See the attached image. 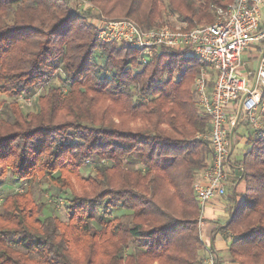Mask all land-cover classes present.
<instances>
[{
    "label": "trees",
    "instance_id": "trees-1",
    "mask_svg": "<svg viewBox=\"0 0 264 264\" xmlns=\"http://www.w3.org/2000/svg\"><path fill=\"white\" fill-rule=\"evenodd\" d=\"M89 1L150 29L211 24L233 0ZM156 49L142 62L140 51L100 41L70 0H0V94L42 86L33 111L4 103L0 112V181L9 174L26 184L0 193V264H199L192 182L211 147L189 139L210 125L189 86L204 68L210 91L213 72L184 52ZM246 142L236 163L244 197L223 230L234 263L264 264V135ZM130 157L139 168L125 165ZM90 161L84 178L79 168ZM44 180L70 195L65 221L42 218L46 205L31 189ZM102 204L96 228L90 209Z\"/></svg>",
    "mask_w": 264,
    "mask_h": 264
},
{
    "label": "built area",
    "instance_id": "built-area-1",
    "mask_svg": "<svg viewBox=\"0 0 264 264\" xmlns=\"http://www.w3.org/2000/svg\"><path fill=\"white\" fill-rule=\"evenodd\" d=\"M263 2L233 0L225 8H216L211 24L191 28L162 25L144 29L130 18L103 20L95 25L98 39L140 51L141 61H146L154 49L166 47L195 57L212 70L211 91H208L209 76L204 68L194 81L202 112L209 118L211 147L209 165L192 184L200 215L210 200L225 194V165L232 152L230 135L236 125L245 119L253 129L261 128L264 24L261 22L260 5ZM250 43H259L262 49L255 70L242 73V57ZM204 250L206 263L214 264L215 257L210 247L205 246Z\"/></svg>",
    "mask_w": 264,
    "mask_h": 264
},
{
    "label": "rangeland",
    "instance_id": "rangeland-1",
    "mask_svg": "<svg viewBox=\"0 0 264 264\" xmlns=\"http://www.w3.org/2000/svg\"><path fill=\"white\" fill-rule=\"evenodd\" d=\"M70 4L72 6V9L79 14L86 15V22L91 24L94 28L95 25L101 24V21L105 20H112V19H119L122 17H110V16H105L101 12H99L98 8L96 7L95 2H91L89 0H70ZM260 14H261V22L264 24V2L260 5ZM100 40V39H99ZM101 41V40H100ZM103 42V41H102ZM113 46H121L124 44L120 43H111ZM125 46V45H124ZM249 48L255 49V54L252 56L248 55L246 52L243 54L242 57V65H241V72L244 73L248 69H253L255 70L256 67V59L257 55H259L262 45L259 43H250ZM158 52V49H154L152 51V55L156 54ZM152 55L149 57L151 58ZM100 54L98 51L95 52V57H96V62L98 65L102 66V60L100 58ZM186 57H191L188 56L186 53L184 54ZM148 58V59H149ZM147 59V60H148ZM146 60V61H147ZM142 61V62H146ZM142 65L140 67H137V69H141ZM187 66L184 65L183 69H185ZM112 72L111 69H108L107 72H105L106 75H110ZM100 74H104L101 73ZM57 76H63L60 71H58ZM197 77V76H196ZM195 77V78H196ZM194 81L195 79L190 83L189 89L190 92L193 95V102L196 103V108L199 113H202V108L199 104V99L198 96L195 92L194 89ZM42 91V86H36L35 90L28 94V95H19L18 97L10 98L5 95L0 94V112L1 109L3 108V104H18L23 112L27 111H33L34 110V104H35V98L38 93ZM34 93V94H33ZM37 93V94H35ZM262 102H264V91H263V96H262ZM260 123H261V128L256 130L253 129L252 126L247 122V120H242L239 122V124L236 125L234 128V132L230 135L232 137V143L234 145V150L233 153L231 154L230 161H233L235 163H239L242 159L243 153L249 148V143L246 142V138L248 135H255L257 134L256 132H262L261 136L264 135V111L261 112V117H260ZM190 141H195V140H207L209 142V133L207 134H195L192 138L189 139ZM130 161L126 162V166L130 169H135L139 168L140 164L133 157H130ZM84 163L83 165L80 166L79 168V173L82 177L86 178L89 174H92L94 172V165L91 163ZM88 164V165H87ZM92 164V165H91ZM87 165V166H86ZM240 169L237 167H230L229 165H225V172L227 173V179H232L234 175H238L240 173ZM199 179L197 175L195 176L193 182ZM71 180V179H70ZM72 183L76 185L75 180H71ZM74 181V182H73ZM192 182V184H193ZM26 187V184L24 181L22 182H17L16 180L13 179L11 175H7L5 179L0 181V193L3 196L8 195L9 193L13 191H22ZM59 187L56 184H52L49 181H41L35 184L31 191L34 194V198L40 202V203H45L46 207L44 211L42 212V218H47V217H57L60 221H65L67 219V214H66V206L68 204V199L70 198V195L68 193L64 192H59ZM107 200V199H106ZM103 204L101 205L100 208L92 207L90 209V213L92 215V220L91 223L93 224L94 227L99 228V220L102 216V211H103ZM106 211L110 212L113 215L117 214L118 211L116 209H113L110 211V207H104ZM212 251V248H210ZM204 250V248H203ZM202 252L204 253L201 255V251H199V257L198 261L199 264H207V256H206V251L204 250ZM213 254V252H212ZM214 256V254H213ZM231 260V259H230ZM232 261V260H231ZM217 260L214 259V264L216 263Z\"/></svg>",
    "mask_w": 264,
    "mask_h": 264
},
{
    "label": "crops",
    "instance_id": "crops-1",
    "mask_svg": "<svg viewBox=\"0 0 264 264\" xmlns=\"http://www.w3.org/2000/svg\"><path fill=\"white\" fill-rule=\"evenodd\" d=\"M255 52V49L253 50L251 48H248V50L246 51V53L250 56L255 54ZM257 61L258 55L256 62ZM248 71L253 72L254 70L248 69L244 73ZM211 81L213 82V78L211 79ZM211 89L212 86L210 88V91ZM230 142L232 154L234 150L232 137ZM230 157L228 159L227 165H229L230 167L234 166L240 169L235 162L230 161ZM210 161L211 157L208 159L207 165H209ZM202 174L203 170L197 174V177L200 178ZM240 178L241 171L238 175H234V177L230 180L227 179L226 173L225 194L220 198L210 200L202 211L200 219H198L199 236L202 243V247L200 249L201 255L204 254L202 250L205 246L212 248V252L214 254L215 259L217 260V264H236L230 260L228 254V245L232 240V234L223 230V227L226 221L230 218L234 206L240 204L243 200L245 184Z\"/></svg>",
    "mask_w": 264,
    "mask_h": 264
}]
</instances>
